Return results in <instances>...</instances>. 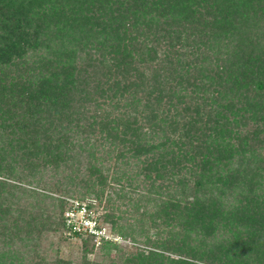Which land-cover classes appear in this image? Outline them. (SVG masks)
<instances>
[{"label":"trees","instance_id":"1","mask_svg":"<svg viewBox=\"0 0 264 264\" xmlns=\"http://www.w3.org/2000/svg\"><path fill=\"white\" fill-rule=\"evenodd\" d=\"M263 98L264 0H0V176L63 167L101 199L105 159L122 164L111 181L202 244L124 264H264L262 128L241 132ZM24 210L0 201V264H71L24 257Z\"/></svg>","mask_w":264,"mask_h":264},{"label":"rangeland","instance_id":"2","mask_svg":"<svg viewBox=\"0 0 264 264\" xmlns=\"http://www.w3.org/2000/svg\"><path fill=\"white\" fill-rule=\"evenodd\" d=\"M260 105L263 109L260 115L264 117V98ZM261 123L262 119L248 121L242 125L241 132L250 133L255 128H262L256 138L263 142V146L257 148V151L264 156V125H260ZM256 125L257 127H255ZM6 132L7 130L0 129V135ZM111 164L110 160L105 159L107 170L105 169L104 172L107 173L108 183L101 199L96 198L92 193H83L84 191L81 189H68L65 185L66 177L72 174L63 167H59L53 172L49 168L38 180L29 179L25 173H23L25 177L19 176L20 180L18 181L0 176V180H4L6 186L0 189V201L3 202V206L19 204L25 208L22 218H27L19 220V223L24 224L28 221V224H36L37 232H32L30 241L26 243L23 254L26 259L35 260L43 257L46 262H49L59 257L69 260L71 264H81L84 259L97 264H124L127 257L139 252L163 251L164 256L167 254L166 256L169 257L191 260L190 255L195 254V251L191 250V246L201 250L202 244L193 239L194 237L198 239V236L187 235L180 228V224L174 225L176 228L174 231L172 225L165 223L166 217L158 215V200H154V198L153 201L144 200L148 195L140 189L126 188L123 179L121 180L123 186L112 182L109 175L112 177L114 170H116L115 174L119 175L117 171L123 170V165L117 163V168H114ZM133 168L136 170L135 167ZM124 170L129 173L132 171L127 167ZM11 183L18 184L20 189L10 188ZM259 193L263 198L264 188ZM68 199H76L88 204L90 215L102 228L103 235H89L90 238L87 235L74 237L66 229H62L58 202L62 200L67 203ZM13 213L15 214V212ZM106 213H112L113 223L105 219ZM0 223L5 224L4 221H0ZM171 223L177 224L176 222ZM6 224H10L9 221ZM111 224L114 225V228L111 227ZM191 227L193 228V226ZM252 238L255 237L252 236ZM109 243L115 246H111ZM173 245L176 249L168 250ZM216 256H214V260ZM219 258L223 259L221 253ZM215 264L221 263L217 259Z\"/></svg>","mask_w":264,"mask_h":264},{"label":"built area","instance_id":"3","mask_svg":"<svg viewBox=\"0 0 264 264\" xmlns=\"http://www.w3.org/2000/svg\"><path fill=\"white\" fill-rule=\"evenodd\" d=\"M64 224L69 233L98 236L103 235L102 228L90 215L89 206L83 201L68 199L63 211ZM101 238V236H100Z\"/></svg>","mask_w":264,"mask_h":264}]
</instances>
